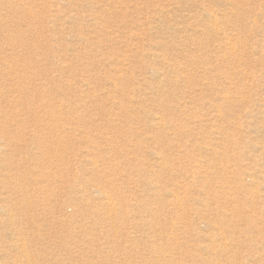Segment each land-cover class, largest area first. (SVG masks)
<instances>
[{"label": "rangeland", "instance_id": "obj_1", "mask_svg": "<svg viewBox=\"0 0 264 264\" xmlns=\"http://www.w3.org/2000/svg\"><path fill=\"white\" fill-rule=\"evenodd\" d=\"M0 264H264V0H0Z\"/></svg>", "mask_w": 264, "mask_h": 264}, {"label": "bare ground", "instance_id": "obj_2", "mask_svg": "<svg viewBox=\"0 0 264 264\" xmlns=\"http://www.w3.org/2000/svg\"><path fill=\"white\" fill-rule=\"evenodd\" d=\"M214 23V22H213ZM111 203V202H110Z\"/></svg>", "mask_w": 264, "mask_h": 264}]
</instances>
